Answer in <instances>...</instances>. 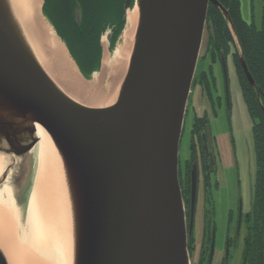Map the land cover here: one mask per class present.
I'll return each mask as SVG.
<instances>
[{
    "label": "water",
    "instance_id": "water-1",
    "mask_svg": "<svg viewBox=\"0 0 264 264\" xmlns=\"http://www.w3.org/2000/svg\"><path fill=\"white\" fill-rule=\"evenodd\" d=\"M75 3L79 27L82 8ZM130 3L124 0V20ZM209 3L234 34L217 0H133L138 21L115 98L108 106L88 108L52 80L12 0H0V191H11L21 221L25 211L18 208L16 189L23 193L32 175L35 126L41 127L63 164L72 264H190L196 175L192 172L187 226L179 144ZM111 36L105 34L108 47ZM239 58L264 118L242 50ZM0 264H9L1 247Z\"/></svg>",
    "mask_w": 264,
    "mask_h": 264
},
{
    "label": "bare ground",
    "instance_id": "bare-ground-1",
    "mask_svg": "<svg viewBox=\"0 0 264 264\" xmlns=\"http://www.w3.org/2000/svg\"><path fill=\"white\" fill-rule=\"evenodd\" d=\"M43 0H12L26 38L41 65L68 96L88 108L112 103L124 75L138 21L136 5L126 12L115 48L103 55L101 70L81 78L63 41L41 14ZM60 14L61 11H60ZM66 24L64 19L61 20ZM33 170L27 181L26 211L20 221L11 191H0V244L9 264H72V223L61 156L46 132L35 126ZM1 160V159H0ZM1 164V161H0Z\"/></svg>",
    "mask_w": 264,
    "mask_h": 264
},
{
    "label": "flooded vegetation",
    "instance_id": "flooded-vegetation-1",
    "mask_svg": "<svg viewBox=\"0 0 264 264\" xmlns=\"http://www.w3.org/2000/svg\"><path fill=\"white\" fill-rule=\"evenodd\" d=\"M217 1L227 11L235 33L233 34L222 12L216 6L209 3L201 49L196 65L193 86L186 105L184 122L190 110L193 109L191 108L190 101H192L193 96H196L197 91L203 96L209 97L210 95L211 97L212 91L214 90L217 94L218 101L223 104V109L228 115V118H230L233 106L230 93L231 80L235 79L238 82L242 94L247 88L245 82L249 84L240 63L239 51L242 50L244 56L243 44L241 42L243 35H248L249 43L251 42V31L257 27L253 20L254 16H250L252 17L250 21L245 20L237 4H233L231 0ZM219 27H222V29L220 30ZM82 30L83 32L86 31L83 26ZM77 40L79 41L78 37ZM218 74L219 80H217ZM219 81L220 87L218 88ZM223 164L219 145L211 129L210 119L207 116V111L203 110L202 114L194 116L193 118L189 129L188 155L183 162L179 160L178 166V179L185 208L187 226L189 225L191 217L192 172L196 175L192 230L197 216L200 217L202 241L199 246H195L192 232L188 237L190 264H210L215 256L222 259V264H231L230 260L233 252L239 249L241 243L243 251L247 237L261 232L260 228L264 220L263 172L256 162V167L253 171L254 179L246 188L248 194L244 198V191L241 189V180L239 178L240 168L238 162L235 160L234 168L237 186L236 207L229 212L225 236L223 237L221 246L217 250L215 241L216 226L213 220V190L214 188H219L217 175L223 171ZM16 192L17 205L19 210L22 211L24 204L21 197L22 187L17 188ZM262 227L263 235L264 223Z\"/></svg>",
    "mask_w": 264,
    "mask_h": 264
},
{
    "label": "rangeland",
    "instance_id": "rangeland-1",
    "mask_svg": "<svg viewBox=\"0 0 264 264\" xmlns=\"http://www.w3.org/2000/svg\"><path fill=\"white\" fill-rule=\"evenodd\" d=\"M231 1L233 4L238 5L242 17L245 20L250 21V18L252 19V17L254 16L253 18L254 23L256 24V26L258 27L260 26V14H261L262 6L264 5L263 0H231ZM56 3L58 5L60 3L61 9L66 14H69L70 11V6L64 4L66 3V0H46L44 13L48 14L50 16L49 18L54 20V23L58 21L57 20L58 17L60 21L62 20L59 9L56 8L57 7ZM74 6H75L74 7L75 10V8L77 7V3H75V0H74ZM251 15L252 17H250ZM115 16H118V13H115L114 18ZM42 17L48 23V21L44 18V15H42ZM100 20L101 19H97L98 21L97 23L92 22L93 24L91 26V31L96 35L102 29L105 28L106 30V28L109 27V25L107 24V17L106 18L103 17L102 21ZM108 31L111 30L107 28V30L103 34H101V43L104 49L103 55L110 54L115 48V46H113L110 52L107 51L106 49L107 42L105 40L106 38L105 34ZM119 37L117 39V42L119 40ZM94 41L96 44V39ZM117 42L115 43V45L117 44ZM71 44H73L72 41ZM67 54L68 57L73 62H75L74 64L76 65L77 69H79L77 64L79 62L82 64L81 60L83 55L82 54H81L82 56L80 55V50H78V45H77V49L76 47H74L72 52L73 58L75 55L76 58L78 59L77 61L74 60L75 58L74 59L72 58V56L70 55V53H68V51ZM90 54L93 59L97 58L98 51L96 45H92V50ZM78 72L81 78L84 79L81 71L78 70ZM98 72L99 71L93 72L91 78L95 73ZM122 77L120 78L119 82L121 81ZM91 78L85 80H90ZM217 80H219V74L217 75ZM219 87H220V81L218 82V88ZM230 91L233 102L230 118H228V115L224 111L223 104H221L218 101L217 94L215 93L214 90L212 91L211 97L210 95L209 97L203 96L200 94L199 91H197L196 96H193L191 99L192 101H190V105L192 106L191 108L193 109L190 110V113L185 118L180 144H179V160L180 162H183L184 160H186L188 155L189 129L193 122V118L194 116H199L200 114H202L203 110L207 111V116L210 119L211 129L214 136L216 137L217 143L219 145L220 154L224 162L223 171L220 174L218 173L217 175L219 188L218 189L214 188L213 190V194H214L213 220L216 226L215 241H216L217 250L221 246L223 237L225 236L226 223L229 212L231 210H234V208L236 207L237 186L235 180L236 173L234 168V161L236 160V162H238L240 168L239 178L241 180V189L242 191H244L243 192L244 198L247 197L248 194L246 188L249 186V183L254 179L253 171L256 167V162H257L255 149H254V135H253V127L255 124V119H253V117L249 114V110L245 105V100L243 98L242 91L239 88L238 82L235 79L231 80ZM26 191H27V183H26V187L24 186L23 188V193H21L22 198L25 197ZM26 200L27 198L25 199V201L23 198V202H24L22 208L23 215H24V211H26ZM199 221H200V217L197 216V219L193 226L194 228L192 230L193 241L195 246L196 245L199 246L202 241V229ZM241 252H242V243L239 246V249L233 252L232 258L230 260L231 264H239L241 262V254H242ZM210 264H222V259L220 257L215 256L210 262Z\"/></svg>",
    "mask_w": 264,
    "mask_h": 264
},
{
    "label": "trees",
    "instance_id": "trees-1",
    "mask_svg": "<svg viewBox=\"0 0 264 264\" xmlns=\"http://www.w3.org/2000/svg\"><path fill=\"white\" fill-rule=\"evenodd\" d=\"M80 4L82 10L84 12H88L87 18H84L81 22V26H84L89 29L84 37V41L80 45V49L82 52V55L84 57L85 63L91 64L88 68H82V65L78 66L79 70L81 71L83 77L85 79L91 78L92 73L94 72L93 69L97 67L98 60H99V49L97 47L98 55L97 58L91 57V50L92 45L97 46V41L95 44V41L91 39V35L89 33L92 22L97 23V19H101L102 21L103 17H107L108 19H111L112 21V36H111V42L110 44L112 46H115V43L120 36V34L123 31L125 20L123 19V4L124 0H77ZM45 2L44 0L43 6H42V14L47 18V14L44 13L45 9ZM65 5H69L72 10H74V0H66ZM59 9V12L61 11V17L62 19L67 16L65 12L59 5L56 4ZM133 7V0H131L130 8ZM65 10V9H64ZM115 13H118V16L114 15ZM120 15V17H119ZM119 17V19H118ZM118 19V20H117ZM87 20V22H86ZM87 24V25H86ZM76 26V25H75ZM86 26V27H85ZM78 28V26H77ZM221 30L222 27H219ZM92 34V32H91ZM89 36V37H88ZM250 43L248 40V35H243L242 38V44H243V50H244V56H245V62L248 66V69L250 71V74L256 84L257 89L260 93V100L264 107V6L261 9L260 14V26L256 27L253 31H251L250 35ZM73 58V56H72ZM74 59V58H73ZM245 86L247 87L245 92H243V96L245 98V102L247 105V109L250 112V115L255 119V124L253 127V135H254V149H255V155H256V161L260 168V170L263 172L264 175V118L262 115V112L260 110V107L258 105L257 97L255 95L254 90L249 86L247 82H245ZM264 220L262 221L263 226ZM261 226V232L256 235H252L247 237L245 240L244 248L241 254V262L240 264H264V249H263V242H262V227Z\"/></svg>",
    "mask_w": 264,
    "mask_h": 264
},
{
    "label": "crops",
    "instance_id": "crops-1",
    "mask_svg": "<svg viewBox=\"0 0 264 264\" xmlns=\"http://www.w3.org/2000/svg\"><path fill=\"white\" fill-rule=\"evenodd\" d=\"M87 14H88V12H84V10H82V20H84V18H87ZM49 17L50 16L48 14H47V18L44 16V18L51 25V28L53 29L56 37L57 38H60L62 41H63V39H65L63 41V44L66 47V50L68 51V53H70V55L73 52V48L76 47V45H78L79 46L78 49H80V45L85 44V43H83L84 41H82V40L85 39L84 37L87 34L85 32H87L89 29L87 28V30L83 32L82 26L81 27H78V28H77V26H75V23L73 21V10L71 9V7H70L69 14H67V16H65V18H64V20L66 21V24H63L59 20V17H58V19H57L58 21L56 23H54V20L50 19ZM107 24L109 25V27H107V28L112 31V21H111V19H108ZM107 28H106V30H107ZM104 30H105V28L102 29L97 35L94 34L91 31V29L89 31V33L91 35V39L92 40H95L96 39V41H97V47L99 49V60H98L97 67L95 69H93L94 72L101 70L102 58H103V54H104V49H103V46H102V43H101V34H103L106 31V30L105 31ZM91 32H92V34H91ZM77 37H78L79 41L77 40ZM70 39H71V41H72L73 44H71ZM112 47L113 46L111 44L109 45V47L106 46L107 51L110 52ZM76 49H77V47H76ZM81 54H82V52H81V49H80V55ZM74 58H75L74 60H76V61L78 60L75 55H74ZM81 61H82V64L80 62L79 63L77 62L78 63V66H80V64L82 65V68H88V67L91 66V64L85 63V60H84V57L83 56H82V60Z\"/></svg>",
    "mask_w": 264,
    "mask_h": 264
}]
</instances>
